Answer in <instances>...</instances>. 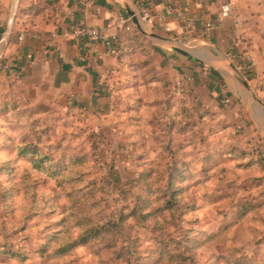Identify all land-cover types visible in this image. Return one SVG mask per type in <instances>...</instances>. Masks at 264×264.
Masks as SVG:
<instances>
[{
	"label": "crops",
	"instance_id": "0c3cea01",
	"mask_svg": "<svg viewBox=\"0 0 264 264\" xmlns=\"http://www.w3.org/2000/svg\"><path fill=\"white\" fill-rule=\"evenodd\" d=\"M225 3L232 12L222 17ZM169 4L184 7L189 26L168 15L169 32L139 20L146 33L136 28L131 13ZM77 22L117 32L121 51L74 35ZM246 52L253 62L244 70L237 58ZM261 79L264 0H0V188L14 189L11 202L26 199L28 175L37 198L52 188L45 200L56 204L81 198L74 189L87 183L121 197L154 188L175 163L185 164L188 192L235 162L257 181L245 200L258 205L241 216L264 223V159L252 147L258 135L264 143V116L245 105H263ZM40 154L48 160L36 168Z\"/></svg>",
	"mask_w": 264,
	"mask_h": 264
},
{
	"label": "rangeland",
	"instance_id": "374dc122",
	"mask_svg": "<svg viewBox=\"0 0 264 264\" xmlns=\"http://www.w3.org/2000/svg\"><path fill=\"white\" fill-rule=\"evenodd\" d=\"M261 81L263 92L259 94L264 106V79ZM245 105L250 113L254 105L258 116H264L262 106L254 99ZM258 136L252 147H255L256 155L264 159V143ZM226 165H229L227 173L220 171L209 185L185 193L189 200L200 203L199 208L186 214L183 221L174 220L173 225L169 224V236L177 238L179 233H198L200 241L195 246L193 264H226V259L237 256L254 264H264V245L257 243L264 238L263 221L255 217L256 213L239 216L237 212V204L247 197V187L257 181L243 179L244 167L238 163L227 162ZM249 190L255 195L258 192L255 187H249ZM46 191L53 194L55 190L48 188ZM46 191L41 192L32 206L27 199L15 194L10 207H7L9 212H4V204L0 202V264H125L129 256H135L130 254L133 249L144 253L156 247L151 231L134 227L133 220L128 218L121 227L107 226L89 243L75 246L66 254H56L54 250L60 242L76 239L93 222L105 217L115 220L122 202L131 201L133 193L127 191L121 197H115V193L110 195L108 190L100 189L96 194L101 198L92 207L78 199L67 203L61 197L59 203H53V200H45ZM90 212L91 224L85 223L82 219ZM253 212H257L256 209ZM164 214L168 217L166 211ZM25 217L27 224L23 228ZM62 218V223L51 225ZM56 230H60L58 239L50 241L41 253L40 246L46 244ZM4 243L18 255L4 253Z\"/></svg>",
	"mask_w": 264,
	"mask_h": 264
},
{
	"label": "trees",
	"instance_id": "16d2710c",
	"mask_svg": "<svg viewBox=\"0 0 264 264\" xmlns=\"http://www.w3.org/2000/svg\"><path fill=\"white\" fill-rule=\"evenodd\" d=\"M140 35L137 29L134 30ZM245 70V69H244ZM32 152H35L34 150ZM256 154V153H255ZM48 158L44 154H40L37 158L31 160L32 164L36 168H40V165L47 161ZM263 158H258V162L262 163ZM185 164L177 166L172 163L166 168L165 174L156 176V186L154 188L148 187L147 189L134 190L133 199L129 202L123 201L118 211V217L115 220H111L110 217L93 222L89 225L82 234L78 235L76 239H64L55 248L56 254H66L75 246L84 245L89 243L92 239L97 238L99 231L105 229L107 226L121 227L123 222L128 218L133 220L134 227L147 228L151 231L154 238V248L145 251L144 253L133 249L130 254L135 256H129L125 260V264H193L194 263V251L195 246L199 244V236L196 234H182L179 233L177 238L169 236L168 225H173L174 220L183 221V217L189 212L196 211L199 206L189 200L185 196L187 179L186 173L183 169ZM4 169L8 170L7 167ZM1 169V168H0ZM79 174L65 177L66 181H78ZM23 192L25 198L29 201L31 206L37 201L36 180H33L28 175H24L23 179ZM80 185V184H79ZM77 193H81V198L89 206H95L101 197H96L91 184L87 183L76 187L74 189ZM14 193L12 187L0 188V202L4 204V212H9L7 207L11 205V196ZM81 198H77L80 200ZM76 199V200H77ZM104 200V198H103ZM161 204H157V203ZM157 205V206H155ZM258 203L254 200H245L238 203L239 216L245 215L248 211L256 207ZM168 213V217H165L164 212ZM35 214V212H34ZM33 214H31L32 216ZM93 216V215H92ZM85 223L91 224V212L84 216L82 219ZM103 220V221H102ZM64 219L51 223V225H58L62 223ZM171 221V222H170ZM27 224V218L23 220L22 227ZM177 231V230H176ZM181 231V230H180ZM60 230L53 232L52 236L48 238L46 244L40 246V252L43 253L50 241L58 239ZM2 251L10 256H17L18 254L6 248ZM119 255H117L118 257ZM226 264H254L251 261H245L240 257H234L226 259Z\"/></svg>",
	"mask_w": 264,
	"mask_h": 264
},
{
	"label": "built area",
	"instance_id": "2783aa9c",
	"mask_svg": "<svg viewBox=\"0 0 264 264\" xmlns=\"http://www.w3.org/2000/svg\"><path fill=\"white\" fill-rule=\"evenodd\" d=\"M220 13L222 17L228 16L232 12V7L230 4L225 3L221 5ZM168 15H172L176 18L183 27H187L190 24V19L183 6H175L169 4L165 7L164 12L152 13L148 9L143 8L137 19L148 26H152L154 23H158L165 32L171 31L168 22ZM206 26H210L206 23ZM132 25H125V29H131ZM72 33L76 36H86L89 40L95 42H103L108 49L116 54L121 51V38L117 32H109L107 30H101L93 26H88L85 23L77 22L72 25ZM252 63V56L250 53L246 52L238 56L237 65L241 69H246ZM188 88V77H183L179 85V91L184 92ZM224 105L230 107L232 105V100L229 97L223 98Z\"/></svg>",
	"mask_w": 264,
	"mask_h": 264
},
{
	"label": "water",
	"instance_id": "95a60500",
	"mask_svg": "<svg viewBox=\"0 0 264 264\" xmlns=\"http://www.w3.org/2000/svg\"><path fill=\"white\" fill-rule=\"evenodd\" d=\"M130 15H131L132 21H133V23L135 24L136 28H138L141 32L146 33V32L141 28V26H140V24H139V21H138L137 17H136L134 14H132V13H131Z\"/></svg>",
	"mask_w": 264,
	"mask_h": 264
}]
</instances>
